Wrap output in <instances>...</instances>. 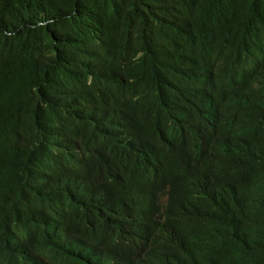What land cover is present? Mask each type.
I'll return each mask as SVG.
<instances>
[{"label":"trees","instance_id":"1","mask_svg":"<svg viewBox=\"0 0 264 264\" xmlns=\"http://www.w3.org/2000/svg\"><path fill=\"white\" fill-rule=\"evenodd\" d=\"M0 264H264V0H0Z\"/></svg>","mask_w":264,"mask_h":264}]
</instances>
